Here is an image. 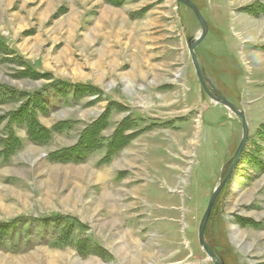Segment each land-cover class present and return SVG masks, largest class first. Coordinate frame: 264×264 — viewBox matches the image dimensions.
<instances>
[{
	"label": "rangeland",
	"instance_id": "rangeland-1",
	"mask_svg": "<svg viewBox=\"0 0 264 264\" xmlns=\"http://www.w3.org/2000/svg\"><path fill=\"white\" fill-rule=\"evenodd\" d=\"M191 1L250 126L205 239L264 264V0ZM201 31L179 0H0V264H214L199 225L243 131Z\"/></svg>",
	"mask_w": 264,
	"mask_h": 264
},
{
	"label": "water",
	"instance_id": "water-1",
	"mask_svg": "<svg viewBox=\"0 0 264 264\" xmlns=\"http://www.w3.org/2000/svg\"><path fill=\"white\" fill-rule=\"evenodd\" d=\"M181 3L185 4L187 7H189L197 16L201 27L202 31L199 36L195 38H189L187 40V45L189 49V53L193 62V65L195 67V70L197 72L199 81L205 90V92L217 103H220L224 106H226L228 109L231 110L235 115L241 118L242 122V139L234 153L232 163L225 174V176L221 179L219 184L215 187L210 200L208 202L207 209L201 219L200 225H199V231H198V237H199V242L201 246L204 248L206 251L208 257L210 260L214 262V264H225L223 260H220L216 254L213 252V250L210 248L208 243L206 242L205 239V232H206V227L209 221V218L211 216L214 204L216 202L217 197L219 196L220 192L223 190L225 184L227 183L228 179L230 178L231 174L235 170L237 163L239 162L244 149L246 148L248 138L250 135V126L246 118V113L243 109L239 108L236 104H234L232 101H230L225 95L222 94V92L216 88L213 84L211 79L208 77L205 68L202 67L199 63L197 54L195 52V48L206 38L209 32V25L206 21V19L203 17L201 11L199 10L198 6L191 0H179Z\"/></svg>",
	"mask_w": 264,
	"mask_h": 264
},
{
	"label": "bare ground",
	"instance_id": "bare-ground-1",
	"mask_svg": "<svg viewBox=\"0 0 264 264\" xmlns=\"http://www.w3.org/2000/svg\"><path fill=\"white\" fill-rule=\"evenodd\" d=\"M102 177H100L99 179H101ZM77 197V196H76ZM71 198H73V195H69V196H67L65 199H63V201H65L66 200V202L67 203H70V204H72V202L70 201L71 200ZM80 200V199H79ZM81 202H82V200H81ZM81 212V211H80ZM50 262V261H49ZM52 264V263H51Z\"/></svg>",
	"mask_w": 264,
	"mask_h": 264
},
{
	"label": "trees",
	"instance_id": "trees-1",
	"mask_svg": "<svg viewBox=\"0 0 264 264\" xmlns=\"http://www.w3.org/2000/svg\"><path fill=\"white\" fill-rule=\"evenodd\" d=\"M218 198V197H217ZM216 201H217V199H216ZM215 204H216V202H215ZM215 204H214V206H215ZM214 208V207H213Z\"/></svg>",
	"mask_w": 264,
	"mask_h": 264
},
{
	"label": "crops",
	"instance_id": "crops-1",
	"mask_svg": "<svg viewBox=\"0 0 264 264\" xmlns=\"http://www.w3.org/2000/svg\"><path fill=\"white\" fill-rule=\"evenodd\" d=\"M262 58H264V57H262Z\"/></svg>",
	"mask_w": 264,
	"mask_h": 264
}]
</instances>
